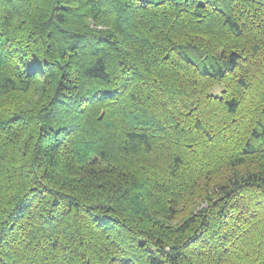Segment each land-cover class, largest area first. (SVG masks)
Returning a JSON list of instances; mask_svg holds the SVG:
<instances>
[{
	"label": "trees",
	"instance_id": "obj_1",
	"mask_svg": "<svg viewBox=\"0 0 264 264\" xmlns=\"http://www.w3.org/2000/svg\"><path fill=\"white\" fill-rule=\"evenodd\" d=\"M0 264H264V0H0Z\"/></svg>",
	"mask_w": 264,
	"mask_h": 264
}]
</instances>
